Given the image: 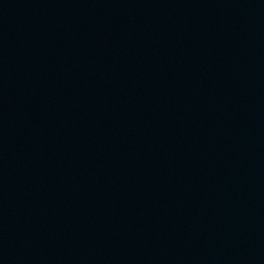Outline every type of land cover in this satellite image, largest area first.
Here are the masks:
<instances>
[{
    "label": "water",
    "instance_id": "1",
    "mask_svg": "<svg viewBox=\"0 0 264 264\" xmlns=\"http://www.w3.org/2000/svg\"><path fill=\"white\" fill-rule=\"evenodd\" d=\"M0 264H264V0H0Z\"/></svg>",
    "mask_w": 264,
    "mask_h": 264
}]
</instances>
